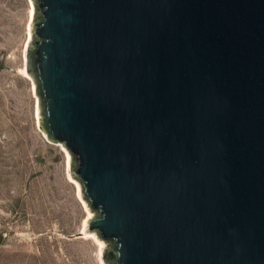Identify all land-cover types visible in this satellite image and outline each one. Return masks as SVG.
<instances>
[{"label": "water", "instance_id": "1", "mask_svg": "<svg viewBox=\"0 0 264 264\" xmlns=\"http://www.w3.org/2000/svg\"><path fill=\"white\" fill-rule=\"evenodd\" d=\"M32 2L45 136L110 263L264 264V0Z\"/></svg>", "mask_w": 264, "mask_h": 264}, {"label": "rangeland", "instance_id": "2", "mask_svg": "<svg viewBox=\"0 0 264 264\" xmlns=\"http://www.w3.org/2000/svg\"><path fill=\"white\" fill-rule=\"evenodd\" d=\"M35 20L32 0H0V264H111L67 148L45 136Z\"/></svg>", "mask_w": 264, "mask_h": 264}, {"label": "trees", "instance_id": "3", "mask_svg": "<svg viewBox=\"0 0 264 264\" xmlns=\"http://www.w3.org/2000/svg\"><path fill=\"white\" fill-rule=\"evenodd\" d=\"M29 55H30V71L32 74H35L34 46L31 47V49L29 51ZM39 95L42 98V91H41L40 87H39ZM42 107H43V128H44L45 132H47L49 134L50 138H52V135L48 129V125H47V121H46L47 114H46V108H45V101H42ZM74 167H76L75 162H74ZM106 258L109 262H111L113 260L111 255L108 252H106Z\"/></svg>", "mask_w": 264, "mask_h": 264}, {"label": "bare ground", "instance_id": "4", "mask_svg": "<svg viewBox=\"0 0 264 264\" xmlns=\"http://www.w3.org/2000/svg\"><path fill=\"white\" fill-rule=\"evenodd\" d=\"M33 10H35V9H34V5H33ZM68 157H69V160H70V156H69V155H68ZM77 183H78V182H77ZM77 183H76V184H77ZM77 185H78V187H79V191H81V187H80V185H79V184H77ZM91 216H92V215H91ZM90 235L94 236V234H90Z\"/></svg>", "mask_w": 264, "mask_h": 264}]
</instances>
